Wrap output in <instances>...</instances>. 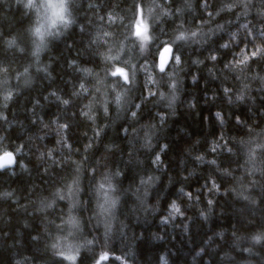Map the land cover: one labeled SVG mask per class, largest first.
Wrapping results in <instances>:
<instances>
[{"label": "trees", "instance_id": "trees-1", "mask_svg": "<svg viewBox=\"0 0 264 264\" xmlns=\"http://www.w3.org/2000/svg\"><path fill=\"white\" fill-rule=\"evenodd\" d=\"M201 2L202 0H196L194 15L185 12L183 20L186 25L195 26L209 19L201 8ZM95 3L99 8V14L105 17L112 10L123 14V10L131 6L130 0H95ZM209 3V10L215 12L221 0H209ZM178 4H183V0H171L170 6L174 9ZM11 5L12 0L0 3V32L4 37L22 33L27 23L22 13ZM84 7L85 16L81 22L86 23L89 31L92 25L87 24L88 19H91L93 24L104 23L95 19L93 13L96 9H87L86 3ZM229 18L232 17L222 14L216 22H223ZM177 23L179 19L174 18L162 22V26L165 32H169ZM113 27L117 31L122 30L120 25ZM159 27L160 25L157 26ZM164 38L167 39V36ZM88 42L89 36L74 28L68 38L55 43L51 52L44 56V61L52 65L50 69L52 77L33 71L35 83L31 87L22 88L7 108L0 104V108H3L7 116V122L0 121V135L5 138L0 144L6 145L7 149L13 152L17 146L23 145L21 152L16 155L15 167L0 172V193L12 192L11 197L0 196V264H17V261L21 264H53L49 254L44 250V214L37 212L36 208L45 196H49L56 186H60L63 179L73 174L75 168L73 160H83L88 167H99L100 171L105 168H111L113 171L119 168L125 173L121 185L127 190L128 195L125 197L121 219L127 227L123 235L120 234L118 225L114 229L107 245L110 259L105 264H122V260L116 259L117 256L126 258L129 264H160L162 253H167L170 264H239L243 256L236 254L232 247L233 233L245 234L251 230L252 223L264 221V184L252 190V194L259 200L256 206L248 205L246 201L229 191L236 186L235 178L242 174L240 164L243 158L240 151L243 152L244 148L236 141L247 135L244 124L264 126V88H261L260 82L248 81L252 87L250 94H246L244 102L234 101L233 104H229L223 87L233 89L230 93L233 100L236 90L240 87L236 74L223 69V62L232 58L231 51L219 50V40L215 39L206 48L218 49L216 67L213 62L207 60L203 66L197 67L191 64V60L197 56L204 58L207 53L198 50L197 46L185 48L182 55L187 60L188 67L186 72L181 73L183 88L181 100L175 106L176 115L171 114V109L163 107L166 101L154 104L153 101L157 100V97H150L146 104L141 105L143 115L139 122L129 124L126 114L114 110L108 119L98 115L97 126H108L99 140H96L91 121L80 116L83 102L79 98L65 108L50 95L52 91H56L63 98L72 99L73 86L78 85L81 74L75 71V66L69 67L71 60H77L81 66L91 63L94 69L99 70L100 62L86 47ZM0 58H4L5 64L17 70L29 62L26 55L5 52L2 44ZM209 68L216 73V79L207 71ZM248 72L264 75V62H252ZM193 74L199 77L196 84L191 82ZM143 78L144 74L141 73L140 92L137 93V97L141 91L146 94ZM161 87L164 91L168 90L166 84H162ZM45 96L48 97L47 100ZM37 100L39 104H36ZM189 102L194 103L195 108L188 107ZM217 110L224 115L226 121L224 125H220L213 115ZM157 113L164 114L163 124L160 123V116ZM237 116L240 117L241 124L236 123ZM52 120L69 123L65 135L72 145L71 152L62 144L57 145L60 137L55 130L49 131L43 127L44 123L52 126ZM153 123L156 124L154 138L156 148L152 153H148L146 149L140 147L141 141L137 139V134L132 132V126L134 124L140 128V124L147 126ZM124 126L129 128L128 134L122 131ZM146 131H149L147 127L140 128L139 135L143 136ZM221 137H225L228 144L234 148L235 156L223 148H218L216 152L212 151L217 142L223 145L224 140ZM90 138L93 148L85 152L84 146L89 143ZM163 144L168 145L160 153L161 163L166 165L162 174L163 189L158 196L153 189L148 197V203L159 210L145 211L137 199V195L142 196V191L136 195L132 193L139 184V177L148 174L147 170L161 174L152 164V160ZM57 147L59 150L49 157L47 151ZM41 151L45 152L43 159H39ZM198 155L204 156L206 161L216 159L220 168H228L233 172V176H223L216 170V166L199 163L195 159ZM85 157L88 159L85 160ZM54 160L58 163H53ZM97 161L102 163L98 165ZM21 163L26 164L27 169L22 168ZM45 168L48 169L47 172L44 171ZM190 172L193 173L191 176ZM92 179L88 172H84L85 186ZM211 180L219 184V192L214 189L209 191ZM180 187L193 193L198 199L189 201L182 197L178 192ZM172 198L180 200L185 215L177 217L169 224H161L160 219L167 215L168 203ZM83 199L84 197H81V201ZM209 199L213 200L210 213L207 203ZM43 202L47 204L46 200ZM65 210L66 203L58 202V207L49 214V218L54 219ZM201 211L208 213L207 220L200 216ZM220 231L224 232L223 238L217 235ZM86 232L89 236L95 234L100 238V243L94 247L95 251L99 253L103 250L105 247L103 228L89 226ZM34 236H39L40 239L34 240ZM202 247L204 253L197 255ZM81 264H92L90 255L82 253Z\"/></svg>", "mask_w": 264, "mask_h": 264}, {"label": "clouds", "instance_id": "clouds-1", "mask_svg": "<svg viewBox=\"0 0 264 264\" xmlns=\"http://www.w3.org/2000/svg\"><path fill=\"white\" fill-rule=\"evenodd\" d=\"M195 2L196 0H187V3L178 4L173 9L170 6L171 0H130L131 6L123 10V14L112 10L105 17L99 14L95 0H91V2H87V0H12L11 7L18 9L26 18L27 23L22 33H13L5 37L3 45L11 54L26 55L29 62L20 70L8 64L0 65V104L3 108H7L22 88L31 87L35 83L33 71L52 77L50 71L52 65L50 62L44 61V56L51 52L55 43L68 38L74 28L89 36L86 47L92 56L98 58L99 70L94 69L91 63L81 66L77 60H71L69 67H72L74 62L75 71L81 74L78 85L73 86L72 99L63 98L56 91H52L50 95L59 102L63 101L60 104L65 108L72 104L76 98H79L83 102L80 116L91 121L96 140H99L105 127L108 126H97L98 115L108 119L111 111L114 110L117 113L126 114L129 124L139 122L143 115L141 103L146 104L150 97H157V100L153 101L154 104L166 101L163 103V107L171 109V114L176 115L175 106L181 100L183 88L181 73L186 72L188 67L187 60L182 55L185 48L197 46L198 50H204L207 53L204 58L197 56L191 60V64L197 67L203 66L206 60L213 62L216 67L215 62L219 56L218 49L230 50L232 58L223 62V69L236 74V79L240 81V87L235 92L234 100L233 95H230L233 91L232 88L223 87V93L229 104H233L234 101L243 103L246 94L251 92L252 86L248 81L258 80L261 88H264V75L250 74L249 66L238 63L246 58V53L241 50L243 46L255 47L256 51L264 54V40L261 39L259 31L264 26L261 0H221L220 6L215 12L210 11V7L205 8L201 4V8L209 19L195 26L186 25L183 20L184 14L185 12L195 14ZM85 3L87 9H96V12L93 13L95 19L104 22L93 24L92 20L88 19L87 24L92 25L91 31L86 27V23L81 22L85 16ZM137 5L143 7L142 20L137 14ZM222 14H228L232 18L216 22ZM174 18L179 19V23L171 31L165 32L162 22ZM137 23H139L138 30L141 33L144 32L145 23L148 25L149 38L146 44L135 37ZM114 25L122 26V30L117 31L113 27ZM158 25H160L159 28H157ZM253 35L255 39H253ZM164 36H167V39ZM215 39L219 40L218 49L216 47L206 48ZM242 40L243 45H241ZM161 45L171 46L173 52L176 53L177 59L170 72H163L159 67L160 52L163 51ZM169 55L167 51H164L165 60H168ZM117 68L123 69L130 75L131 86H128V82L124 81L122 76L117 79L112 75ZM207 71L213 79H216V73L212 68ZM141 73L144 74L143 88L146 92L152 93L150 97H144L141 94L137 97V93L140 92L139 76ZM193 75L191 82L196 84L197 81L192 79ZM13 82H15V86H13ZM162 84H166L167 91L162 89ZM227 89L230 91H226ZM45 99L47 100L48 97L45 96ZM137 99L139 102H136ZM133 104L136 105L134 117L128 115ZM188 107L195 108V104L189 102ZM138 113H140L139 116ZM3 115L6 116L4 113ZM157 115L164 116L161 113H157ZM213 115L220 125L226 123L221 111L217 110ZM218 117H223V120H219ZM160 123L163 124L164 120H160ZM236 123L241 124L239 116L236 117ZM51 125L54 128L47 123H44L43 127L49 131L55 130L60 137L57 145L62 144L65 149L71 152L72 145L68 142L65 131L60 128V123L57 120H52ZM144 127H147L149 131L140 136V128ZM244 127L247 128L246 137H241L236 141L244 148L243 152L240 151L243 158V162L240 164L242 174L235 178L236 186L230 188L229 191L246 201L248 205L256 206L259 200L252 194V190L264 184V126H249L245 123ZM123 128L128 127L124 126ZM140 128L133 124L132 132L136 133L137 139L141 141L140 147L146 149L148 153H152L156 148V143H154L156 124L147 126L140 124ZM97 129L100 134H97ZM221 139L224 140L223 145L217 142L215 151H212L216 152L218 148H223L227 153L235 156L236 151L228 144V140L225 137H221ZM167 147V144H163L152 160V164L161 174L158 175L150 169L147 170L148 174L139 177V184L132 193L136 195L142 191V196L137 195V199L145 211L159 210L158 207L153 208L148 203V197L153 189L157 196L163 189L161 187L163 185L162 174L166 165H162L160 153ZM92 148L93 142L90 138L89 143L84 146V151L88 152ZM58 150L59 147L51 148L47 153L53 154ZM7 151H9L7 146L0 144V152ZM44 155L45 152L41 151L39 159H43ZM12 160L11 155L0 156V164H11ZM197 161L201 164L208 163L216 166V170L223 176H233V172L228 168H220L216 159L206 161L204 158ZM72 163L75 165L73 174L63 179L60 186H56L49 196H45L36 208L37 212L44 214V250L49 254L53 264H58L59 260H63L66 264H78L80 253H83L85 249L94 248L100 243V238L97 235H88L87 227L103 228L102 235L105 246L108 245V240L117 225L121 235L124 234V229L127 227V224L121 219L125 197L128 195L127 190L123 189L121 185L125 173L119 168L114 171L111 168L100 171L99 167H88L83 160H73ZM100 163L102 162L97 161L98 165ZM21 166L27 169L26 164L21 163ZM84 172H88L93 177L87 186L83 183ZM192 174L190 172L189 176ZM245 177L248 179L246 180ZM77 178L79 180L78 190L73 187V180ZM158 185L159 187H157ZM178 192L189 201L198 199L191 192L192 195L189 196V192L183 187H180ZM0 196L11 197L12 192L5 191L0 193ZM81 197H84L83 201H81ZM44 200L47 201V204L42 206L41 202ZM58 202H65L66 210L62 215L50 219L49 214L58 207ZM207 203L210 213L213 200L209 199ZM168 209L167 215L160 219L161 224H169L177 217L185 215L184 206L177 198L170 200ZM200 216L204 220L208 219V213L204 211L200 212ZM72 218L76 220L75 225L72 223ZM185 231H187L186 225ZM217 235L223 238L224 232L220 231ZM232 247L236 254L239 253L243 256L239 264H264V221L252 223L251 230L245 234L234 232ZM203 253L204 248L202 247L197 255ZM69 256H74L75 259H68ZM233 259L235 260V257ZM122 264H129V261L125 258L122 260ZM160 264H170L167 253L161 254Z\"/></svg>", "mask_w": 264, "mask_h": 264}, {"label": "snow or ice", "instance_id": "snow-or-ice-1", "mask_svg": "<svg viewBox=\"0 0 264 264\" xmlns=\"http://www.w3.org/2000/svg\"><path fill=\"white\" fill-rule=\"evenodd\" d=\"M0 3H4V0H0ZM183 3H187V0H183ZM201 4L205 8L210 7L209 0H202ZM261 10L264 11V0H261ZM137 14H138L139 19L142 20L143 19V7L141 5H137ZM136 29L137 30H135V32H134L136 39L139 40V41H143L146 44L147 40L149 38L148 31H147L148 25L145 23L144 32L143 33H141L138 30L139 29V23H137ZM259 31H260L261 39L264 40V26H262ZM4 39H5V37H4L3 33L0 32V44H2V45L4 44ZM253 39H255L254 35H253ZM250 43H251V41H250ZM241 45H243V40L241 41ZM161 49H163V51L160 52V65H159V67H160L161 71H163V72H170L171 69H172V66L175 64V61L177 59L176 53L173 52L172 47L168 46V45H161ZM178 50H179V47L177 48V51ZM241 50L246 53V58L243 59V60H240L238 62L239 64L250 66V64L252 62H256V61L264 62V54H261L260 52L256 51L255 47L249 48L248 46H243ZM4 51L6 52L7 49L4 48ZM164 51H167L170 54L168 60H165V58H164ZM3 64H5V59L4 58H0V65H3ZM72 66H75L74 62H73ZM112 75L117 77V79H120V77L122 76L123 80L128 82V86H131V77H130V75L128 73L124 72L123 69L117 68L116 71ZM198 78L199 77L197 75H195V74L192 77V79L194 81H197ZM226 91H230V89H227ZM141 95L144 96V97H150V96H152V93L151 92H146V94H145L144 91H141ZM57 99L59 100V97H57ZM60 102L63 103V101H60ZM36 104H39L38 100L36 101ZM141 105H142V103H141ZM135 108H136V105L133 104L132 108L129 109L128 115L134 117L136 115ZM3 113H4L3 112V108H0V121L7 122V116H4ZM164 119H165V116H160V120L161 121H163ZM218 119L222 121L223 117H218ZM60 128L66 132V130L69 128V123L68 122L60 123ZM122 131L125 134H128L129 133V128H123ZM97 134H100L99 129H97ZM4 139H5L4 136L0 135V143H2L4 141ZM216 147H217V145L214 144L212 150L215 151ZM22 148H23V145H19L15 149V152H13V151L0 152V156H2V155H11L13 157V160H12L11 164H7V163L0 164V172L9 170V169L13 168L17 164L16 155L21 152ZM47 155H51L52 156L51 153H47ZM195 159L196 160H203L204 157L202 155H198V156L195 157ZM53 163H58V161L54 160ZM44 171L47 172L48 169L45 168ZM73 187H74V189L78 190V188H79V180H78V178L73 180ZM213 189L218 191V192L220 191V186H219V184L216 183L215 180H211V188L209 189V191H212ZM188 195L191 196L192 194L189 192ZM41 203H42V206H43L44 202L42 201ZM209 203H212V201H209ZM72 223L74 225L76 224L75 218H72ZM33 239L34 240H38L39 236H34ZM83 253H84V255L85 254L90 255V257L92 259V264H105V262L110 259V253L107 250V246H105L104 249L101 250L99 253H97L94 248L85 249ZM67 258L68 259H75L74 256H69ZM81 258H82V253L79 254V259H78V262H80V264H81ZM116 259L117 260H124L125 258H122V257L117 258L116 257ZM63 262H64L63 260H59L58 264H63ZM17 264H21V262L17 261Z\"/></svg>", "mask_w": 264, "mask_h": 264}, {"label": "water", "instance_id": "water-1", "mask_svg": "<svg viewBox=\"0 0 264 264\" xmlns=\"http://www.w3.org/2000/svg\"><path fill=\"white\" fill-rule=\"evenodd\" d=\"M14 167H15V166H14ZM14 167H13V168H14ZM13 168H11V169H13ZM9 170H10V169H9Z\"/></svg>", "mask_w": 264, "mask_h": 264}]
</instances>
